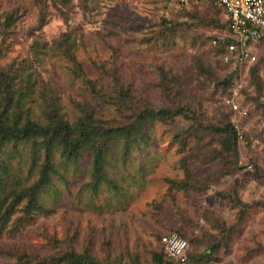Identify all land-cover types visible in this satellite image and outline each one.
Masks as SVG:
<instances>
[{"label":"rangeland","instance_id":"obj_1","mask_svg":"<svg viewBox=\"0 0 264 264\" xmlns=\"http://www.w3.org/2000/svg\"><path fill=\"white\" fill-rule=\"evenodd\" d=\"M218 18L224 20V12L213 0H0V72L14 74L23 91L32 86L24 106L34 117L43 120L44 99L52 97L71 123L85 109L101 125H117L131 113L123 105L119 110L118 85L129 88L139 110L184 108L150 123L146 141L133 144L129 154L120 139L112 141L96 191L92 147L76 159L54 147L49 181L36 194L43 209L26 213L24 198L0 224V264L15 250L50 255L57 264L77 258L80 264H154L159 237L172 231L185 234L192 254L202 253L210 237L204 233L219 235L214 220L232 228L227 244L186 264H264V42L255 45L253 63L232 70L213 44L222 31ZM160 67L182 82L171 96L160 85ZM237 82L234 110L224 100ZM225 119L238 133L237 167L230 172L203 155L220 147ZM6 150L14 154L4 155L10 173L1 183L5 191L19 188L18 181H36L43 150L38 165L31 162V141L9 143ZM195 153L202 154L190 164ZM183 157L200 189L171 184L185 177Z\"/></svg>","mask_w":264,"mask_h":264},{"label":"trees","instance_id":"obj_2","mask_svg":"<svg viewBox=\"0 0 264 264\" xmlns=\"http://www.w3.org/2000/svg\"><path fill=\"white\" fill-rule=\"evenodd\" d=\"M213 1L217 12H224V20H220L219 18L216 19V26L222 30L226 29L229 23L226 13L220 4L215 0ZM261 41L264 42V37L260 42ZM59 43L60 42L58 41V45L60 46L61 44ZM65 50H67V53L71 55L72 60H74L70 48L67 47ZM253 69L256 70L254 67ZM158 70L160 75V85L163 91L170 96L175 94V91L173 90L177 89V87L179 88L180 85L182 86V82L180 83V80H178L175 75L168 76L164 68L160 67ZM254 70L253 79L259 80L260 76H258ZM259 81L257 82L258 90L262 87V84L259 86ZM16 82L17 79L14 74L0 72V185L7 180L6 176L10 175V173H8L9 165L4 160V155L9 157V154H14V151L10 152L6 150V146L9 143L15 145L18 142L31 141V162L38 165L37 160L39 159V153L42 150L43 162L38 169L37 180L30 185L19 183L18 181L17 185L20 184L21 186L19 188L9 186L10 188L7 193L5 191L7 188L3 187L2 183L0 188V224L8 222L12 212L24 198L26 199V202L24 203V210L26 213L33 209H43L42 205L37 201L36 194L40 187L49 181V172L52 169L50 154L54 147L60 148V151L66 156V158L72 159H76L80 156L84 147H92L95 158L94 180L91 182V186L93 191H96L98 189L97 182L99 178H101L103 172L100 161L102 160L105 148H108L113 142L120 139L124 154H129L133 144L139 146L141 141H146L145 138L148 125L155 119L159 118L167 120L179 113H184V108L182 106H168L157 110L150 108L139 110L133 105V101L130 98L131 95L129 88L124 89L123 86L121 87L118 85L117 87L121 93H119L115 99L117 98V103L120 108L119 110L123 111V107H127L131 109V113L126 116L125 120L120 121L117 125L103 126L100 124L101 118L95 115L93 110L88 111L85 109L81 114L77 115L75 120L71 123L60 111L56 99L52 97L44 99V107L42 109L43 120H41L38 117H34V113L30 106H24L27 97L30 96V93L33 91L32 86H22V88H27V90L23 91L15 86ZM224 82L227 83V80L225 79ZM121 105H123V107ZM218 131L219 136L217 141L220 147L211 150H204L203 155L206 156V162L218 159V164H221L222 166L221 170L224 172H230L237 167L235 158L237 157L238 133L228 119L224 120V123L219 127ZM199 154L202 153H195L190 164L196 162L195 157H198ZM181 162L185 169V177L179 180L170 179L171 184L177 188L200 189L199 186L201 183L193 181L188 166L189 160L183 157L181 158ZM231 163L233 166L229 165ZM229 196L234 198V201H236L241 208L244 209V206H247V203L241 201V199L233 193L229 194ZM214 226L219 229V235H209L207 231L206 234L204 233V238L207 239L208 236L210 237L208 238V243L204 245V249L201 251L202 253L198 252L196 255L192 254L188 243L187 248L184 251L185 260L184 262H181L178 258L170 255L165 250L164 245L161 242V237H159L162 249L152 252V261L154 264H169V262L165 260L166 256L168 261H176L178 264H186L190 261V258L195 255L198 257L196 263H200L204 260L201 259L202 255L204 256L214 253L216 247L222 244L226 245L228 237L231 236L230 232L232 228L230 226L224 227L223 224L219 223L217 220H214ZM178 234L180 236H185L181 231ZM10 254L13 256V259L2 264H57L58 262L50 255L38 257L37 255L29 254L28 252L21 250L12 251ZM64 259L67 261L66 258ZM64 259L61 260L63 263ZM77 260L79 263L76 261V264H80L81 262L79 258H77ZM90 264H98V262L91 261ZM133 264L140 263L134 262Z\"/></svg>","mask_w":264,"mask_h":264},{"label":"built area","instance_id":"obj_3","mask_svg":"<svg viewBox=\"0 0 264 264\" xmlns=\"http://www.w3.org/2000/svg\"><path fill=\"white\" fill-rule=\"evenodd\" d=\"M215 1L223 7L229 23L214 37L213 44L219 48L220 59L232 63V70L238 72L244 62L253 63L257 58L255 45L264 37V0ZM239 87L237 82L224 100V104L234 110L238 108ZM161 242L170 255L182 262L185 260L188 245L185 238L173 231L161 235Z\"/></svg>","mask_w":264,"mask_h":264}]
</instances>
